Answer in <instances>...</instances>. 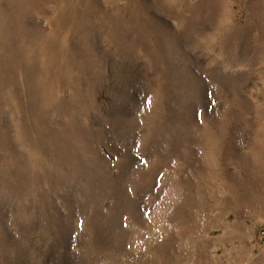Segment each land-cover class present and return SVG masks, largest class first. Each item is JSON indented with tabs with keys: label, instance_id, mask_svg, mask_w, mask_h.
I'll return each mask as SVG.
<instances>
[{
	"label": "rangeland",
	"instance_id": "rangeland-1",
	"mask_svg": "<svg viewBox=\"0 0 264 264\" xmlns=\"http://www.w3.org/2000/svg\"><path fill=\"white\" fill-rule=\"evenodd\" d=\"M0 264H264V0H0Z\"/></svg>",
	"mask_w": 264,
	"mask_h": 264
}]
</instances>
